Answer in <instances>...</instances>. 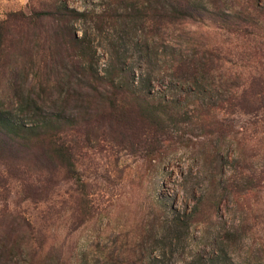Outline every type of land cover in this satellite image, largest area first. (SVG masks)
Here are the masks:
<instances>
[{
	"label": "rangeland",
	"instance_id": "rangeland-1",
	"mask_svg": "<svg viewBox=\"0 0 264 264\" xmlns=\"http://www.w3.org/2000/svg\"><path fill=\"white\" fill-rule=\"evenodd\" d=\"M54 1L0 0V26L9 34L0 55V107L23 134L46 133L25 142L0 130V264H106L111 252L132 258L141 250L152 264H193L197 255L213 256L221 229H233L238 236L245 226L250 229L230 249L229 263L248 264L250 251L257 256L254 263H259L264 258V187L240 197L225 191L217 223L209 230L191 224L180 236L175 223L163 226L157 220L159 212L163 219L173 213L188 218L212 176L225 183L230 167L243 164L235 157V140L216 142L222 145L219 158L225 165L216 169V161L209 158V169L197 151L193 124L183 126L185 132L175 130L166 140L146 132L137 136L142 123L133 111L118 121L101 117L99 110L86 115L74 100H57L62 85L68 87L61 73L70 66V51L49 38L52 22H25L19 16L22 12L29 16ZM60 1L97 10L104 2ZM259 16L263 25L264 15ZM75 27L79 35L87 30L103 73L112 51L110 36L95 31L91 23L78 21ZM182 28L166 33L150 64L142 57L147 48L142 56L136 50L143 37L133 36L126 47L127 66H134L136 76L152 77L154 94L193 107L192 82L184 84L164 64L169 55L183 50L182 34L190 29L199 42L229 53L234 62L227 64V71L242 72L244 84L253 75H264V36L238 41L210 23ZM202 82L205 87L209 79ZM94 100L97 106L103 104L99 97ZM250 119L240 118L244 129L236 139L249 145L248 155L257 140L252 131H264V116L256 125ZM213 145L212 141L209 147ZM259 146V158H264V142ZM145 237L146 246L136 247Z\"/></svg>",
	"mask_w": 264,
	"mask_h": 264
},
{
	"label": "trees",
	"instance_id": "trees-1",
	"mask_svg": "<svg viewBox=\"0 0 264 264\" xmlns=\"http://www.w3.org/2000/svg\"><path fill=\"white\" fill-rule=\"evenodd\" d=\"M259 14L264 15V4L260 0H104L102 8L98 10L88 7L77 9L57 0L29 16L23 12L19 16L26 19L25 22H52L53 29L49 38H55L57 47L64 46L70 51V66L61 73L62 82L68 87L62 85L60 91L64 92L58 94L57 100L67 103L74 100L86 115H90L91 111L97 114L99 110L101 117L118 121L126 119L129 112L133 111L142 123L137 136L146 132L147 136L159 139L163 137L166 140L172 138L175 130L185 132L183 126L193 124L197 128L194 133L198 139L197 151L203 154L207 168L209 158L216 161V169H222L225 165L224 160L219 158L222 145L218 146L216 142L236 141L238 147L235 157L243 160V164L230 167L225 183L212 176L188 218L186 216L181 219L175 213L168 215L166 219H163L160 212L157 215V220L163 226L168 221L173 222L178 235L184 236L183 232L189 230L191 224L202 225L205 230H209L217 223L225 191L240 197L264 187V158H259L258 151L261 147L259 144L264 142V131H252L254 135L257 134V140L251 144L253 153L249 155L245 152L249 145H241L236 140L244 129V126L238 124L240 118L251 116L249 123L256 125V121L264 116V75H253L244 84L241 81L242 72L227 71V64L233 65L234 62L229 53H224L217 45L209 42H199L196 31L190 29L182 34L180 47H184L183 52L169 55L164 62L176 78L184 84L192 82L194 86L191 93L196 96L190 99L194 105L192 108L184 107L175 100H166L165 97L154 94L151 76L135 75L134 66L128 67L126 63V47L131 45L133 36L143 37L144 43H138L136 50L142 56L147 48L146 55L142 57L150 64L153 54H156L154 50L157 51L164 44L166 33L175 28L183 30L182 27L189 23L213 24L222 32L232 34L238 41L246 37L249 39L252 35L261 38L264 36V24H261ZM78 21L91 23L95 31L100 34L105 32L110 36L112 51L103 73L98 67L97 51L87 30L79 35L75 27ZM6 36L9 34L0 26V55ZM236 55L240 56L238 53ZM204 79H209L205 87L200 84L204 83ZM77 85L82 90H77ZM97 97L103 104L96 105L94 99ZM33 102L39 105L35 99ZM6 114L0 107V130L10 139L26 142L40 139L46 134L32 132L25 135L10 122ZM71 122L72 120L69 121ZM212 141L214 145L209 147ZM256 149L257 153L254 152ZM244 221L246 223L245 218ZM242 227L243 225L239 230ZM249 229L245 226L244 233ZM244 233L237 236L233 229H221L216 237L218 245L213 256L206 258L197 255L193 264H230V249L235 248L239 237ZM146 243L148 240L145 237L136 247L146 246ZM135 252L138 256L132 258L120 257L111 252L106 256V264H152L147 260L145 251ZM256 257L250 251L248 264H255ZM256 264H264V258H260V262Z\"/></svg>",
	"mask_w": 264,
	"mask_h": 264
}]
</instances>
